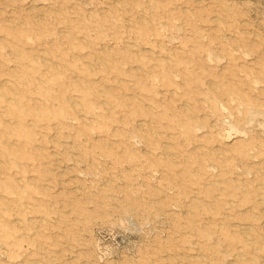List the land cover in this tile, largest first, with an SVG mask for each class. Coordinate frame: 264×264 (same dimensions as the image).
Wrapping results in <instances>:
<instances>
[{
  "label": "rangeland",
  "instance_id": "374dc122",
  "mask_svg": "<svg viewBox=\"0 0 264 264\" xmlns=\"http://www.w3.org/2000/svg\"><path fill=\"white\" fill-rule=\"evenodd\" d=\"M0 264H264V0H0Z\"/></svg>",
  "mask_w": 264,
  "mask_h": 264
},
{
  "label": "bare ground",
  "instance_id": "6f19581e",
  "mask_svg": "<svg viewBox=\"0 0 264 264\" xmlns=\"http://www.w3.org/2000/svg\"><path fill=\"white\" fill-rule=\"evenodd\" d=\"M198 1V0H197ZM250 242V241H249Z\"/></svg>",
  "mask_w": 264,
  "mask_h": 264
}]
</instances>
